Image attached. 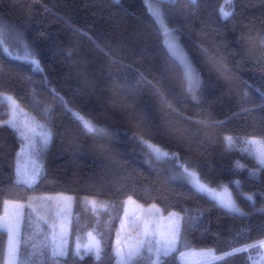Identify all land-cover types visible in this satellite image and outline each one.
Wrapping results in <instances>:
<instances>
[{
  "label": "trees",
  "instance_id": "1",
  "mask_svg": "<svg viewBox=\"0 0 264 264\" xmlns=\"http://www.w3.org/2000/svg\"><path fill=\"white\" fill-rule=\"evenodd\" d=\"M222 7L233 14L224 18ZM163 12L197 71L194 93L145 0H0V98L11 96L51 132L38 154L39 179L19 182L22 140L5 123L10 103H0V214L6 201L29 203L19 247L25 264H53L58 220L54 198L40 204L47 194L74 197L60 264H118L114 244L130 197L182 215L169 264L201 250L220 257L211 264H257L259 248L248 246L264 240V169L253 175L259 164L243 149L246 139L264 138V0H175ZM74 113L106 135L89 132ZM144 141L175 160L158 159ZM180 165L246 215L199 190ZM90 232L101 240L100 258L73 255ZM7 250L0 229V264Z\"/></svg>",
  "mask_w": 264,
  "mask_h": 264
},
{
  "label": "rangeland",
  "instance_id": "2",
  "mask_svg": "<svg viewBox=\"0 0 264 264\" xmlns=\"http://www.w3.org/2000/svg\"><path fill=\"white\" fill-rule=\"evenodd\" d=\"M145 2L147 3V0H145ZM229 2L230 0H226V3ZM157 22L164 35L165 44L167 45L170 52L180 61L184 70H185V65H190L191 69L194 72L195 78L199 80L197 71L193 63L191 62L189 55L187 54L184 47L180 43L178 36L167 25L164 18L157 20ZM173 37L175 38L174 40L175 47L171 46L173 44ZM1 96L11 97L7 95H1ZM16 105L18 107L16 108L15 112H13L11 108V115L8 120L14 119L17 128L19 129L18 133L22 140L21 148L19 150V155H18L19 158L17 161V175H18V169L23 171L24 173H26L28 177H31L30 182L27 184L32 185L39 179V175L42 172V164L38 159V154H40L41 150L45 149L46 145L49 143L51 132L48 130L44 122L36 120L26 110L20 108L17 102ZM45 135L48 136L47 143H44ZM226 196H230L234 200V198L230 194H227ZM53 198L56 203L55 204L56 215L58 220V223L53 225V239L55 238L56 242L59 243L61 237H63L65 241V247L67 249L74 197L73 195L70 194L42 195L40 197V201H41L40 204L41 205L46 204L48 201L52 200ZM234 202L236 203L235 200ZM27 205H29V203L18 202V201H6L4 206V211L2 214H0V224L5 223L9 220H13L17 222L18 232L16 235V240L18 242L19 247L21 242L23 217ZM236 205L239 207L237 203ZM170 213H175L178 214L180 217H182V215L179 212L173 211ZM170 213L168 214L163 213L161 209L155 204L144 205L137 202L134 198L131 197L128 198L126 200L123 220L120 223L118 234L114 244L116 249V255L120 250H123L124 253H127L131 247H134L138 243L144 242L146 239L152 240L153 243H156L157 241H163V239L165 238L171 239L170 234L173 224L175 222V217L170 216L169 215ZM146 227L150 229L147 237L145 235ZM1 230H5V229H1ZM89 240L90 237L88 236L87 243L89 242ZM177 244L178 241L176 243V246ZM9 248H10V237L8 234V250H7V259L5 264H15V261L10 260ZM194 252H187L181 257L183 264L212 263L213 259L211 257L204 259L192 255V253ZM257 253L259 257L257 264H262V262H264V249H259ZM117 260L119 261L118 255H117Z\"/></svg>",
  "mask_w": 264,
  "mask_h": 264
},
{
  "label": "snow or ice",
  "instance_id": "3",
  "mask_svg": "<svg viewBox=\"0 0 264 264\" xmlns=\"http://www.w3.org/2000/svg\"><path fill=\"white\" fill-rule=\"evenodd\" d=\"M174 2L175 0H147L150 14L153 15V17L157 20L164 18V12H163L164 4L165 3L172 4ZM193 3H195V0H193ZM220 12L224 18H228L233 14L234 7H232L231 9L222 7L220 9ZM174 40L175 38L173 37V44L171 45L172 47H175ZM5 43L6 41L4 40L3 37V30L0 29V47H3ZM28 54L29 56L32 55L30 51ZM185 79L187 82V90L189 92L194 93L196 90H198L199 81L195 78L194 72L191 69L190 65H185ZM5 99L10 103L13 112H15L16 108L18 107L16 105V101L12 97H3L0 98V103H2L3 100ZM74 115L82 123L83 127L87 129L89 132L96 133L99 135H106L105 130L98 128L90 119H86L84 116L80 115L79 113H74ZM5 123L9 127H12L14 130L17 131L19 130L17 128L14 119L5 121ZM225 140L229 147H231L234 143L233 138L230 136L225 137ZM47 141H48V136L45 135L44 143H47ZM144 143L158 159L166 158V159L175 160L174 154L170 156L168 152L164 151L158 145L149 143L148 141H144ZM244 144L246 145V147L243 149V151L253 156L259 164V168L253 171V175H254L255 171L264 169V138H254V137L248 138L244 141ZM180 167L183 169V172L185 174L195 178V184L198 186L199 190L206 191L214 196H217L220 199L223 207H225L229 211L238 213L240 215H246L241 211V209L236 205V203L230 196H225L223 194L216 193L215 190L210 189L205 184L201 183L199 179L196 178V173L191 172L187 166L180 165ZM237 167L242 168L243 165L237 164ZM18 178H19V182H24V183H29L31 180V177H28L26 173H24L19 169H18ZM233 183H236L238 185L239 181H235ZM224 192L227 193L226 187L224 188ZM247 199L252 200V196L251 195L247 196ZM87 203L90 204L94 210L97 207V202L95 200H89L87 201ZM99 206L103 208L108 207V205L105 204H101ZM169 215L175 217V222L173 224L170 234L171 239L165 238L163 239V241H157L156 243H153L152 240L146 239L144 242L138 243L134 247H131L127 253H124L123 250H120L117 253V255L119 256L118 264H137L138 261H143L145 259L148 261V264H169L167 258L172 252H175L177 250L175 246L177 241L180 239L181 220L183 219L182 217H180L178 214L175 213H170ZM192 219H193L192 217H188V221H191ZM0 229H5L10 237V248H9L10 260L15 261V264H25V262L19 258V246L16 240V235L18 232L17 222L13 220H9L5 223L0 224ZM149 231L150 229L146 227L145 228L146 237ZM88 236L90 237L89 242L84 245L77 244L76 247L73 249L72 254L75 256H79L81 259L83 258L84 255L94 254L95 257L99 259L102 253L101 240L96 239V237L91 232L88 233ZM248 247H257L259 249H264V240L258 241L254 245H249ZM248 247L243 249H235L234 251L237 253L240 251H247ZM81 248H83V252H81ZM68 254L69 253L65 247V241L63 237H61L59 243H57L54 238L52 247L50 249V257L53 264H60L59 258L66 257ZM180 255L183 256L184 253L181 252ZM192 255L204 259H207L209 257H211L212 259H220V257H215L213 255L212 250H201L199 252L192 253ZM262 264H264V262H262Z\"/></svg>",
  "mask_w": 264,
  "mask_h": 264
},
{
  "label": "built area",
  "instance_id": "4",
  "mask_svg": "<svg viewBox=\"0 0 264 264\" xmlns=\"http://www.w3.org/2000/svg\"><path fill=\"white\" fill-rule=\"evenodd\" d=\"M215 257H216V256H215ZM216 260H218V259H213V260H212V263H213L214 261H216Z\"/></svg>",
  "mask_w": 264,
  "mask_h": 264
}]
</instances>
